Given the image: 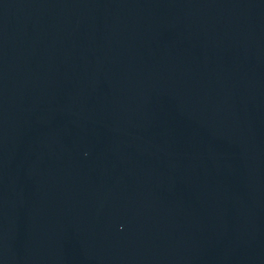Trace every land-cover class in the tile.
I'll use <instances>...</instances> for the list:
<instances>
[{
    "label": "water",
    "instance_id": "1",
    "mask_svg": "<svg viewBox=\"0 0 264 264\" xmlns=\"http://www.w3.org/2000/svg\"><path fill=\"white\" fill-rule=\"evenodd\" d=\"M0 264H264V0H0Z\"/></svg>",
    "mask_w": 264,
    "mask_h": 264
}]
</instances>
